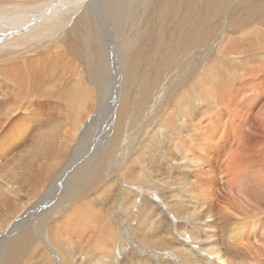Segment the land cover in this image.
<instances>
[{
    "label": "bare ground",
    "instance_id": "bare-ground-1",
    "mask_svg": "<svg viewBox=\"0 0 264 264\" xmlns=\"http://www.w3.org/2000/svg\"><path fill=\"white\" fill-rule=\"evenodd\" d=\"M108 2L112 7H116L111 12L116 14L114 30L115 34H119V53L127 55L122 67L123 78L121 77L126 95L121 105L122 109H125L127 101L134 95L136 86L139 85L140 98L135 113L136 119H139L148 111L152 98L157 95L154 92L160 96L165 83H172L174 77H179V74H183L186 80L190 77L187 82L180 77L175 84L179 91H182L177 94L178 96L174 94L177 96L176 102L180 112L177 123H173V119L167 113L169 130L153 141L156 143L168 141L172 146L177 144L178 150L186 156L187 164L195 171L192 170L189 174L200 189L196 188L197 186H188L187 183L190 189L186 191L184 187V190L192 197L190 201L200 207V211L197 209L199 219L203 220L201 216L203 210L210 212L216 203L220 204L224 195L230 200L228 203L231 209H225L221 214L223 217H231L226 225L227 237L232 248L239 254L238 257L242 256L238 262L248 264V257L254 253H257L258 257H264V0H151L149 3L147 0H108ZM90 20L87 12L73 19L63 41V46L68 49L67 53L73 59L61 65L57 76L54 74L57 72L55 67L60 63L62 56L66 57V53L59 52L54 55L53 51L42 49V54L35 55V52L40 51H34L36 47L28 41L30 36L37 41L43 32L51 31V26L38 31L34 29L35 25L29 24L28 28H25L26 25L21 24L18 27L22 30L17 29L20 31L19 36L27 34V37L21 40L22 45L27 47H19L18 36L16 39L11 32L12 36L9 37L14 36L13 42L16 43L12 44V48L8 46L5 52L3 51L4 57H9L6 54H10V58L5 59L3 72L0 70L2 74L0 81L5 87L4 94L12 98H9L10 104L16 106L18 110L12 115L0 117V150L19 141L10 138L5 129L6 123L16 118L17 114H21L22 118L16 120L15 126L18 131L24 129L28 136L38 131L48 121L35 120L32 112L35 104L49 105L50 102H55L59 105V113L64 114L63 122L39 131L42 133L37 135L36 140L33 139L30 147L0 165V172H3L0 189L4 192V197L0 201L7 205L6 209L21 213L22 209L30 208V204L37 203V207L33 205L35 210L28 209L31 213L23 216L19 222L28 225L29 227L25 226L27 229L32 227V224L40 229L48 223L49 218L44 217L42 220L41 216L49 208L56 206L61 208L59 206L65 207L70 203L57 201L54 196L55 190L60 195L65 190L67 178L64 181L62 179L67 177L65 176L67 172L60 175L58 180L55 179L57 182L51 181L43 185L42 181L48 174L53 176L54 161L59 163L65 159L72 131L79 128L83 117L88 114L86 97L91 95L92 88L89 89L82 78L87 74L91 84L100 90V94L105 96L107 92L112 75L110 64L98 29ZM29 46L31 50L28 49ZM14 52H18L17 55L13 54ZM143 68L148 69L150 73H142ZM170 74L171 76L175 74L173 80L169 77ZM197 87L205 91L196 94L194 92ZM195 97L201 100L204 98L206 100L202 102L204 105L194 104L191 109L187 108L186 105H191ZM102 109L99 107V111ZM187 109L189 111L183 112ZM121 115L124 116V112L119 113L120 121ZM147 116L145 118L149 117ZM189 122L192 127H187ZM32 123L38 128H34ZM84 123L81 124L79 131ZM108 126L109 123L105 127ZM65 128L68 130L62 133ZM188 129L192 132L186 135ZM114 134L118 142L121 139L119 129ZM192 140L194 148H191ZM194 150L198 153L197 157ZM112 153L113 151H110L109 154ZM95 160L90 159L86 170L77 172V181L95 178L94 173H91L93 165L97 162ZM76 167L75 162L71 171ZM135 168L133 165L126 170L128 179L136 177L133 175ZM219 170L226 175L224 189L218 180ZM104 178L100 176L96 179L93 187L99 189ZM52 182L56 184L53 185L54 192L47 193ZM145 187L154 189L151 183ZM153 194L156 195L154 191ZM42 195L44 198L41 197L39 200ZM3 216L4 212L0 205V220ZM50 220L53 219L50 217ZM57 224L60 226L57 229L55 227L56 236L67 240L69 236L75 235L77 245H92L93 237L89 238L87 235L91 233L96 235L102 231L98 214L89 203H82L71 214L62 217ZM11 227L13 230L17 226ZM205 227L208 229L210 226L206 224ZM31 231L32 229L29 232L32 233ZM35 231L33 233L38 235L39 232ZM51 231L53 232V228ZM30 233L25 232L7 241L2 264L23 262V258L30 253L31 246L35 244ZM84 240L86 241L83 242ZM111 242L102 241L100 244L105 243L104 246L107 247L108 243L109 248V245L115 246L117 241L112 239ZM211 243L214 246V243ZM210 254L223 264L237 263L232 257L223 256L219 250L213 249ZM205 263L206 259L202 264ZM64 264H67V260Z\"/></svg>",
    "mask_w": 264,
    "mask_h": 264
},
{
    "label": "rangeland",
    "instance_id": "rangeland-1",
    "mask_svg": "<svg viewBox=\"0 0 264 264\" xmlns=\"http://www.w3.org/2000/svg\"><path fill=\"white\" fill-rule=\"evenodd\" d=\"M147 1L149 3L151 0ZM109 4L108 0H0V70L2 72L6 63L5 59L10 58V54H6L9 57H4V52L8 46L12 48L13 39H17L18 36L19 47H27V45H22L23 43H21V40L25 39L27 34L19 36L20 31L18 29L22 30V28L20 29L18 26L22 24L26 25L24 26L25 28H28L27 26L30 24L31 26L35 25L34 29H38V31L51 26V31L43 32L41 38L36 39L37 41L32 36L28 38L32 46L36 47L34 51H40L35 52V55L42 54L43 50H51L54 55L59 52L66 53V57L63 58L62 56L57 67L54 64L57 69L54 74L57 76L61 65L73 59L67 53L68 49L63 46L66 31L69 30L75 17L87 12L91 23L98 29L104 43L112 74L110 75V82L108 83L105 96L100 94V90L91 84L87 74L82 78L83 83L87 84L86 86L89 89L92 88L90 90L91 95L86 97L88 114L83 117L81 124L84 121L85 123L81 131H79L81 124L78 129L72 131L69 148L66 147L67 155L65 159L59 163L57 161L52 163L53 176L48 174L42 181L43 185L51 181L57 182L55 179L67 172L65 175L67 177L62 179L64 181L67 178L65 190L61 192L62 197L56 190L54 196L56 197L55 199H58L57 201H70L72 205L69 203L65 207L59 206L61 208H56L58 207L56 206L49 208L41 216L42 220L44 217H46L45 219L49 218L47 220L48 223L44 225L45 227L42 226L38 229L37 225L32 224L33 228L27 229L28 225L20 224L19 222L23 216L31 213L29 210H35L34 204H30V208L22 209L21 213H19L14 212L12 209L7 210V205H3V202L0 201L1 209L4 212V216L0 220V264L3 261L7 241L12 237H19L25 232L30 233L31 229L33 232L35 230V232L38 231L39 234L37 235L31 231L32 233L30 234L34 237L35 244L33 245L35 246H31L30 253L25 256L26 258H23V262L20 264H64L65 260H67V264H202L205 259L207 262L205 264H223L216 261L214 256L212 257L210 252L213 249L219 250L226 258L232 257L237 261L236 264H241L238 261L241 260L242 256L238 257L239 254L236 249L232 248L231 243L228 242L226 225L231 220V217H223L221 214L225 209H231L228 203L230 200L224 195L220 204L216 203L210 212L203 210L201 213L203 220L199 219L198 210L200 211L201 209L198 204L196 205L190 201L192 197H189L186 193L188 186H197L189 174L193 169L191 170V165L187 164L186 156L178 150L177 144L172 146L168 144V141L164 143L153 141V139H159L166 130H169L170 123L166 120L167 113L173 119V123H177L179 119L180 112L176 99L180 91L175 84L180 77L186 80L185 76L179 74V77H174L172 83H165L164 90L160 93V96L157 92H154L158 96L154 95L148 106V111L144 112V117L142 116L139 119L135 117L137 102L140 98L139 85L136 86L134 95L130 96L127 101L125 109H122L121 105H123L122 102H124L126 96L122 79V67L127 55L119 53V34H115L114 30V28L116 29V24L114 23L116 22V14L111 12L116 7H112ZM62 28L64 29L60 30ZM6 30H9V32L7 33ZM11 32L15 38H13L14 36L9 37L12 36ZM61 42L62 44H60ZM28 49L31 50V46ZM17 53L14 52L13 54L17 55ZM35 55L34 57H37ZM146 70L143 68L142 73L149 72L148 69ZM171 75L169 77L173 80L175 74ZM1 76L2 74L0 73V78ZM189 78H187L186 82ZM183 79L180 80L182 81ZM0 86V117L4 118L6 115H12L18 109L10 104L9 98H12L4 94L5 87L1 84V81ZM188 90H186V93H188ZM202 90L205 91V89L197 87L194 93H202ZM195 98L191 105H186L187 108L191 109L194 104L198 105L206 101L204 98H202L203 101L198 97ZM203 105L204 103H202ZM99 107L103 109L99 111ZM189 109L183 112L189 111ZM32 112L34 113L33 116L36 117H34L35 120L48 119L43 126L46 127H41L31 136H28L24 129L18 131L15 126L16 120L22 118L21 114H17L16 118L6 123L5 129L10 138L18 139L19 141H15V144L0 150V165L3 162L7 163L11 157L23 153L24 149L30 147L34 141L33 139L36 140L42 133H39V131L52 128L64 120V114L59 113V105L55 102H50L49 105L47 103H43V105L42 103H37L33 106ZM122 112H124V116L121 115L122 120L120 121L118 117L119 113ZM146 116L150 119L145 118ZM3 121L5 122L6 119ZM107 123H109V126L105 127ZM32 125L34 128H38L34 123ZM187 127H192L191 122L187 124ZM117 129H119L121 136L118 142H116L114 134ZM67 130L68 128H65L62 133ZM190 130L188 129V132L184 133L186 135L190 134L192 132ZM154 134L156 135L154 136ZM192 141L191 148H194V140ZM9 143L11 144V142ZM110 151H113L111 155L109 154ZM154 152L157 154L154 155ZM194 152L196 154L195 157H197L198 153L196 150ZM93 154L95 155L93 156ZM188 154L190 155V153ZM177 156L180 157L178 158ZM90 159H96L95 161H97L91 171V173H94L93 178H95L77 181V172L86 170ZM194 160L196 161V159ZM75 162L77 167L71 171ZM133 165L136 167L133 174L136 177L128 179L126 170ZM192 172L195 171L193 170ZM218 174V177L220 176L218 178L220 186L222 185L221 188L224 189L226 175H224L222 170ZM2 176L3 172H0V183H2ZM100 176L105 177L104 182L99 189H96L93 184ZM55 182H52V186L47 193L50 191L54 192ZM149 183L154 186V189L151 190L145 187ZM196 188L199 187L197 186ZM153 191L156 195L153 194ZM28 193L34 195L30 191ZM57 196L61 198H57ZM3 197L4 192L0 189V200ZM41 197L44 198L42 195L39 200ZM82 203L92 205L98 214V221L103 231L100 230L96 235L88 234L89 238L93 237V244L88 246H85V244L77 245L75 235L69 236L67 240H64L57 237L54 233L60 226L57 223L62 217L71 214ZM36 204L34 206L37 207ZM50 217L53 220H50ZM40 222L41 220L39 219L38 223ZM205 223L209 224L210 227L208 229H205ZM13 225L17 226V229L13 228L12 230L11 226ZM52 228L53 232L51 231ZM112 239L117 241L115 246L111 245L113 246L111 248L109 245V248H107L108 243ZM102 241H108L107 247L104 246L105 243L103 245L100 244ZM211 242L214 243V246ZM258 256L257 253L250 255L248 264H264V257Z\"/></svg>",
    "mask_w": 264,
    "mask_h": 264
}]
</instances>
